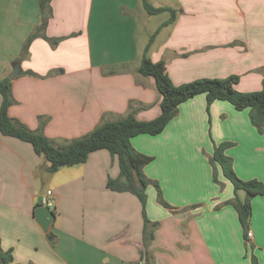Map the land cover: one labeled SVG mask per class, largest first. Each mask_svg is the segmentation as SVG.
Returning <instances> with one entry per match:
<instances>
[{
    "label": "crops",
    "instance_id": "obj_1",
    "mask_svg": "<svg viewBox=\"0 0 264 264\" xmlns=\"http://www.w3.org/2000/svg\"><path fill=\"white\" fill-rule=\"evenodd\" d=\"M149 1L182 9L149 50L153 61L165 60L174 84L239 75L237 90L261 89L264 0ZM50 5L45 33L62 39L53 46L38 36L18 60L41 23L39 0H0V79L14 62L21 68L12 79L9 115L31 129L42 126L57 145L121 119L130 109L140 120L157 117L161 94L152 77L138 72L150 39L137 35L140 21L154 16L142 0ZM29 70L34 74L25 73ZM131 141L153 157L144 172L171 206L158 200L154 184L148 186V232L138 197L107 186L120 173L118 158L108 150L51 173L31 143L0 133V239L4 250L13 251L9 264H252V254L264 264V195L252 198V237L246 239L231 203L234 185L219 163L214 181L211 163L215 145L231 142L225 153L236 174L264 182V132L252 123L249 108L216 100L207 111L206 95L198 94L180 104L161 133ZM48 189L55 199L52 238L35 219L38 198ZM237 194L246 196L242 190Z\"/></svg>",
    "mask_w": 264,
    "mask_h": 264
},
{
    "label": "trees",
    "instance_id": "obj_2",
    "mask_svg": "<svg viewBox=\"0 0 264 264\" xmlns=\"http://www.w3.org/2000/svg\"><path fill=\"white\" fill-rule=\"evenodd\" d=\"M51 0H39L41 11V23L35 27L23 45L21 56L18 60L28 55L29 45L38 36L43 37L55 46L62 38L49 37L45 29L49 18L52 16ZM142 4L150 15L168 12L170 15L157 30L151 35L146 45L138 72L143 76L152 77L159 93L161 94L160 114L150 120H140L136 117L135 109H130L128 114L118 120L104 121L89 133L69 140L64 144H55L40 126L34 130L20 120L9 115V106L13 103L12 79L4 76L0 79V93L2 103L0 106V133L16 137L32 144L38 155L44 156L49 162L47 170L51 173L65 166H74L85 162L93 151L105 149L118 158L120 173L116 178H109L107 186L114 191H129L135 194L141 202L145 228L149 231L150 219L147 216V188L154 184L157 188L158 200L164 205L171 207L163 197L159 183L148 178L144 167L153 157L142 153L132 145V138L139 134L157 135L161 133L170 120L176 116L181 103L205 94L207 111H210L212 103L216 100H226L237 110L250 109V119L260 132H264V77L262 87L257 91L242 92L237 90L236 84L240 80L239 75L227 77H203L190 82L176 85L167 72L165 60L153 61L149 55L151 44L159 30L174 23L181 10L170 6H154L149 0H142ZM34 74L32 71L25 72ZM231 142H222L215 145L211 163L214 169V181H218L215 165L219 163L224 175L233 183L236 196L231 203L236 208L247 239L252 217V198L264 195V182L258 179L244 180L240 178L234 168L232 158L226 155L225 150ZM244 191V199L238 197V191ZM40 204H36V209ZM149 228V229H148ZM150 238L153 233L150 231ZM252 264H261L257 257L252 254ZM13 260L12 249L4 250L0 239V264H9Z\"/></svg>",
    "mask_w": 264,
    "mask_h": 264
},
{
    "label": "water",
    "instance_id": "obj_3",
    "mask_svg": "<svg viewBox=\"0 0 264 264\" xmlns=\"http://www.w3.org/2000/svg\"><path fill=\"white\" fill-rule=\"evenodd\" d=\"M21 73L20 63L14 62L13 63V70L9 73V78L13 79L17 75ZM41 201V196L38 198V202ZM35 219L38 224L43 229L44 233L47 235L48 238H52L53 234L50 230L51 226L53 225L56 219V212L53 209H50L47 206H39L35 210Z\"/></svg>",
    "mask_w": 264,
    "mask_h": 264
},
{
    "label": "rangeland",
    "instance_id": "obj_4",
    "mask_svg": "<svg viewBox=\"0 0 264 264\" xmlns=\"http://www.w3.org/2000/svg\"><path fill=\"white\" fill-rule=\"evenodd\" d=\"M169 15H170L169 13H161L154 15L152 16L151 20L148 21L147 23H144L143 19H141L140 30H138L137 35L142 37L143 39L147 36V39H149V37H151V35H153L154 31L156 30L155 28H157L158 24L165 18H168Z\"/></svg>",
    "mask_w": 264,
    "mask_h": 264
},
{
    "label": "built area",
    "instance_id": "obj_5",
    "mask_svg": "<svg viewBox=\"0 0 264 264\" xmlns=\"http://www.w3.org/2000/svg\"><path fill=\"white\" fill-rule=\"evenodd\" d=\"M38 203L40 204V206H47L50 209L55 210V199L52 190L48 189L45 194L41 196V201ZM248 236L252 237L251 231L248 232Z\"/></svg>",
    "mask_w": 264,
    "mask_h": 264
}]
</instances>
